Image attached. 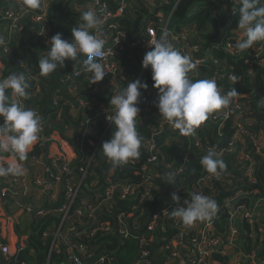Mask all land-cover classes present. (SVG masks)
Returning <instances> with one entry per match:
<instances>
[{
    "label": "trees",
    "instance_id": "obj_1",
    "mask_svg": "<svg viewBox=\"0 0 264 264\" xmlns=\"http://www.w3.org/2000/svg\"><path fill=\"white\" fill-rule=\"evenodd\" d=\"M17 1L21 3L24 11L23 18L20 20L22 31L11 38L7 53L2 54L1 52L0 54L4 67L2 77L6 78L12 73H24L27 76L30 84L28 92H37L32 98L25 101V107L38 110L46 136L50 137L53 132H58L62 138L66 139L65 132L71 129L73 138L70 139L69 144L75 156L74 160L69 162L70 174L62 176V180L58 184L59 198L56 196L55 203L47 204L50 210H42V216L32 218L26 232L17 230L18 235L26 233L27 249L23 253L25 259L29 264H47L48 261L49 264H68V258L64 254H56L52 251L49 255V247L53 240V232L62 218L59 208L64 203L66 180L77 182L80 178L78 168L84 166L87 168L86 175L78 188V197L72 210L78 206L81 199H85L90 206L96 208L95 215H93L96 225L89 223L87 224L88 228H85L84 223L90 222V218L86 216L84 219H79L74 216L65 220L63 229H61L62 234L69 235L72 243L85 248L84 254H79L80 259L88 261V264H93L95 263L94 256L89 255H104L111 259L112 264H133L139 255L138 239L144 236L148 240L144 245V248L149 251L148 257L154 260L153 264H160V259H163V255L168 253L165 248L167 240L175 233L171 224L172 218L169 216L159 220L156 224L157 227L151 230L147 229V222L152 214L161 209L173 188L179 189L183 199L191 200L198 180L207 173L200 164L201 158L209 151L226 149L232 139L234 133L232 117L235 110L231 103L227 109L210 113L208 119L195 130L193 135L183 136L179 131H167L166 134L156 137L155 142L160 145L161 158L157 163L149 164L148 168L156 176L151 181L152 185L160 187L161 191L158 192L152 187V201L142 203L139 202L138 196L136 198H121L120 187L122 185H135L142 182L143 173L138 171L137 174V169L149 157L146 145L152 135L159 130L162 121L156 107L159 96L158 89L152 86L154 82L151 79V68L142 67L143 57L149 50H142L137 46H131V44L136 42L150 26L154 28L159 38L161 28L165 25L168 16L171 15L168 29H173L175 34L186 32L188 45H197L199 48L195 55H204L209 61L197 77L191 78L189 75V78L193 80L215 78L222 94H226L234 87L240 96L238 102L244 105L242 120L246 122L245 129L251 133L252 131L264 133V108L257 106V101L264 97V42L256 43L253 48L248 49L242 55L234 54V44L244 37L242 33H239L241 30L238 29L240 5L236 8L237 16L234 18V24H229L228 0H164L152 2V4L146 0H127L130 3V8L125 9L122 15L111 19L117 26L116 33L120 32L124 35L121 43L125 50L117 52L114 58L120 74L125 77L120 90L135 80L146 83L148 87L140 89L141 95L136 105L140 109L139 116L136 118V128L142 137L141 155L138 159L131 160L133 164L129 161L126 165L113 167L111 162L102 155L100 149L103 142L111 139L115 125L111 126L103 136L104 133L101 131L106 127V124L102 119H99L97 121L98 135L88 138L89 140L83 141L81 145L78 142L89 114L96 111L101 105L106 109H112L109 93L93 91L95 84L90 85V76L82 74L75 80L81 93L75 98H64L63 96L57 106L52 105L53 96L58 95L57 93L63 95L65 87L60 83V79L73 74L75 71H73V67L76 66V63L79 64L83 57L79 61L66 60L64 67L58 66L53 73L46 77L40 75L38 67L39 59L47 54L52 36L60 33L62 39L72 40L71 29L81 22L82 12L92 8V1L45 0L47 15L42 35H38L39 26L33 20L41 12L42 5L38 9L26 12L22 0ZM104 1L108 4L107 11L109 10L115 15L119 0ZM221 1L225 2L222 4ZM75 5L82 12H77L74 9ZM1 6L6 9L13 4L9 0H4ZM211 10H213V14L210 13ZM188 15L190 18L183 22L184 17ZM159 20L162 22L159 23ZM232 25L237 28V31L230 33ZM116 33H108L107 37L115 36ZM227 41L230 44L228 47L225 46ZM259 45H263V50L249 66L246 61ZM105 47H112L111 40L105 41ZM213 61H217V63L214 64ZM233 76L236 78L235 83L232 80ZM78 98H83L91 109L88 106L78 107L75 114H70L75 108L71 109L60 105L62 100L73 103ZM221 111H226L230 117L224 119L220 114ZM58 113L60 116L57 119ZM249 123H254L253 127L249 126ZM169 138L170 140H168ZM240 141L243 144H236L237 148L233 155L219 156L227 167L225 170L218 169L224 179L220 182L213 181L216 186L213 199L218 205V210L213 217L212 227L214 233L219 237L227 232L228 219L222 207L224 198L238 193L240 196L236 206L245 205L246 207L251 206L256 198H264V149L261 153H254L252 144L247 137H242ZM194 142H199L203 152L193 148ZM241 146L255 162L251 178L244 176L239 168L237 155ZM37 153V149H34L32 155ZM3 155L13 156L9 152H0V156ZM186 155L187 162L183 165L182 173L175 176L173 184H168L166 173L180 167ZM82 156H93L95 163H90L87 166L82 160ZM46 162L51 166L50 160H46ZM170 164L172 167L166 168ZM226 179L230 180V185L226 183ZM109 183L117 186V192L113 194L111 200L104 202L100 194ZM118 215L123 217L129 229L131 236L128 239H123L115 234H107L101 230L90 237L94 227L101 228L109 225L114 228ZM132 226H138V229L133 231ZM72 227L75 230L71 232L69 229ZM239 227L242 234L246 235L241 246L237 247V251L241 254V261L247 260L246 256L253 254L258 260V264H264V221H257L254 225L241 221ZM47 229L50 234L44 236L43 233ZM251 232L256 235L255 238H249ZM212 262L230 264L229 260L218 252L212 255ZM0 264L6 263L1 261Z\"/></svg>",
    "mask_w": 264,
    "mask_h": 264
},
{
    "label": "built area",
    "instance_id": "obj_2",
    "mask_svg": "<svg viewBox=\"0 0 264 264\" xmlns=\"http://www.w3.org/2000/svg\"><path fill=\"white\" fill-rule=\"evenodd\" d=\"M92 8H108V4L104 0H91ZM149 3L152 2H162L164 0H146ZM13 4L7 10L0 9V20L4 22L7 27L8 33L11 35L13 33H20L22 31V24L20 20L23 18L24 11L21 3L17 0H9ZM261 3L264 4V0H261ZM239 0H228L229 5V14L231 19L233 20L237 16V6H239ZM42 9L39 14L34 17V22L39 26L38 35H42L45 29V17L47 15V6L45 4V0H41ZM130 8V3L127 0H119V6L116 9L115 15H113L109 10L110 15L107 16L105 22L103 23L101 29L94 34L97 35L98 38L104 39L105 41L111 40L112 47H104V55L100 58H97L99 62H101L105 66L106 72L108 74L103 78L102 82L104 83V88L110 95V99L112 96L117 94L120 90L122 82L125 81V77L120 74V70L118 64L114 60L115 55L119 51H124L125 48L122 45V41L124 35L120 32L116 33L117 26L111 19L116 16H120L123 14L125 9ZM0 23H3L1 22ZM159 23L162 21L159 20ZM167 31L169 34V39L174 44V46L184 55H188L194 63H196L197 67L193 69L189 75L191 78H195L204 68V66L209 63L208 59L203 56H196L195 53L199 51L197 45L189 46L187 41V33L181 32L179 34H175L172 30H169L165 25L161 28V34ZM116 33L115 36L107 37V34ZM158 39L156 35V31L153 27H148L145 30V33L131 46H137L142 50H151L149 47V40ZM68 40V39H66ZM69 41V40H68ZM5 46V44L3 43ZM229 42L227 41L225 46H229ZM3 53H7L8 48L1 49ZM263 50V45H259L253 52L249 55L246 63L250 66L255 58H258L260 52ZM236 55H242L238 53L236 50L233 51ZM214 64L217 61H213ZM75 70V71H74ZM73 74L66 75L60 79V83L67 87L69 85L76 84V79L80 78L82 74L90 73L84 71L83 60L73 67ZM4 79L2 77V73L0 72V80ZM215 79V78H214ZM52 97V103L54 106H57L58 101L61 99L60 94ZM30 99V96H28ZM240 96H236L232 100V104L234 105L235 114L232 117L233 122V136L230 142L228 143V147L226 149H222L221 151H215L218 156L220 155H233L236 150V144L242 145L241 142L242 137H247L252 144L254 149V153H261L264 149V133L261 131H247L245 129V121L242 120L244 116V105L241 102H238ZM61 106L69 107L74 109L72 112L78 110V107L84 108L86 106L91 109L88 103L85 102L83 98L76 99L73 103L67 100H62L60 103ZM222 110V109H221ZM36 112V111H35ZM37 113V112H36ZM113 114L112 109H106L104 106H99L96 111L89 114L84 123V130L80 138H78V142L81 145L83 141H88L90 137H96L98 135L97 131V121L102 119L106 127L101 131L103 132V136L110 130L111 123L107 120V116H111ZM221 116L224 119L230 117L226 111H221ZM161 118V116H160ZM160 128L156 131L152 138L147 143V150L149 152V157L146 162L141 164L138 171L143 173L142 182L135 185H122L120 187V197L121 198H136L138 196L139 202H147L152 201V180L156 177L153 175V171L148 168L149 164L157 163L161 158V154L159 152L160 145L155 142L156 137H160L162 134H166L167 131L176 132L179 130L174 129L166 120L161 118ZM249 126L253 127L254 123H249ZM41 131V130H40ZM102 136V138H103ZM46 139L42 136L39 137L37 141V146L40 149H45ZM93 145V144H92ZM242 147V146H241ZM193 148L196 150L202 151L200 148L199 142H194ZM203 152V151H202ZM201 153V152H200ZM204 154L205 153H201ZM32 160L35 162H40L42 166L43 176L38 180V184L47 186L48 189H52L54 186H58V184L62 180V176H68L70 174L71 168L69 166V161L65 158V154L61 152L58 155L51 156L49 166L47 163L44 164L38 155L31 156ZM94 157L82 156V160L87 164L94 162ZM239 168L242 174L246 177L251 178L254 172L255 162L254 159L244 151V147L238 152L237 155ZM187 162V155L183 158V163L180 167L171 172L175 174V176L182 173L184 168V164ZM133 164V161H130ZM172 164L167 165L166 168H171ZM87 168L82 166L78 168L79 172V180L77 182H73L71 180H66L65 184V195H64V203L59 208V212L62 214V218L60 223L56 226L53 232V240L49 247V252L54 251L56 254H64L68 258V264H88V261L81 260L79 254H84L85 248L79 246V244H74L71 242V239L68 234H62L61 229H63L64 221L70 219L71 217H78L79 219H84L86 216L90 218V222H85L84 226L87 227V224L94 223L96 225V221L93 218L95 215L96 208H93L88 204L85 199H81L79 204L74 210V202L78 197V188L83 183V180L86 175ZM5 176H0L4 178ZM223 175L221 171H218L217 175H213L210 173H205L197 182L194 190L195 193L208 196L213 199L216 193V186L213 181L220 182L222 181ZM11 180V182H10ZM6 182L10 186L7 185L5 187L0 186V199L6 196H9L10 193H14V190L19 188L21 185V180L18 178L10 179ZM229 185L231 184L229 179L225 180ZM10 182V183H8ZM117 192V186L109 183L105 190L100 194V197L104 202L111 200L113 194ZM173 193H176L180 197V203L183 204L185 199L180 196L179 189L173 188L170 191L169 196L163 202L162 207L155 214H152L147 222V229L151 230L156 228V224L159 220L169 217V212L177 205L172 201L171 196ZM239 194L235 193L232 196L226 197L223 199L222 207L224 213L227 216V232L222 237L217 236L212 227L213 217L206 221H197L192 226H185L178 218H172L171 224L174 228V234L167 240L166 250H168L167 254L163 255V259L160 264H215L212 262V255L215 252L221 254L224 258L229 260L230 264H256L255 261H258L254 255H247L246 259L241 261V254L237 251L239 238L242 235L241 229L239 227V223L241 221H246L251 225L257 223L258 218L260 217V212L264 209V198H256L251 206L246 207L245 205L236 206V203L239 198ZM1 202V201H0ZM186 206V205H185ZM72 210V211H71ZM31 214H38L42 216L41 210L38 212L34 210H28ZM138 229V226H132V230L135 231ZM71 232L75 229L72 227L69 229ZM98 230H101L107 234H115L120 236L123 239H128L131 234L129 229L127 228L124 219L121 215L117 216V223L114 228L109 225H105L101 228L94 227L92 232L90 233V237L93 236ZM44 236L50 234V231L47 229L44 233ZM256 235L251 232L249 234V238H255ZM60 238V242L58 243V239ZM139 252L138 258L135 260L133 264H153L154 260L149 258V251L144 248V245L147 243V239L144 236H141L139 239ZM163 241L165 239H162ZM23 244L20 243L19 246L15 248V252L13 255H10L9 248L6 243H3V239L0 236V263L3 260L4 263L10 264L16 261L17 256L24 252ZM94 256L95 263L93 264H112L111 259L108 256L104 255H89ZM25 264V263H22Z\"/></svg>",
    "mask_w": 264,
    "mask_h": 264
},
{
    "label": "clouds",
    "instance_id": "obj_3",
    "mask_svg": "<svg viewBox=\"0 0 264 264\" xmlns=\"http://www.w3.org/2000/svg\"><path fill=\"white\" fill-rule=\"evenodd\" d=\"M3 1L0 0V9L10 8V6L3 8L1 6ZM22 3L26 12L41 7V0H22ZM239 3L238 29L242 31L244 38L236 42L234 48L238 53L244 54L256 43L264 42V4L261 0H239ZM108 15L110 13L105 8H89L80 15L81 22L71 29L73 37L71 41L62 39L60 33L52 36L46 56L38 61L40 75L46 77L58 66L64 67L66 60L79 61L83 57L84 71L91 74L90 85L102 81L108 72L97 58L104 55L105 40L98 38L93 30L98 32ZM170 17L171 15L167 28ZM233 22L234 19L230 17L229 24ZM234 27L232 25L230 33H233ZM3 43V39H0V45ZM148 43L151 50L144 55L142 67L151 68V79L154 82L152 86L158 89L159 96L156 107L161 118L174 129L179 130L181 135H193L195 130L208 119L210 113L227 109L233 98L238 96L234 87L226 94H222L215 79H190L189 73L197 65L188 55L182 54L174 46L167 31L158 39L149 40ZM232 80L236 82L235 76ZM147 87L146 83L135 80L129 82L110 99L113 114L108 115L107 120L112 126L115 125V131L112 132L110 140L103 142L100 151L113 167L126 165L141 155L142 137L136 128V118L140 109L136 105L141 95L140 89ZM29 88L30 84L24 73H12L0 80V117L3 118V123L0 124V152H10L19 161L27 158L29 150L34 145L38 153L33 155L39 156L45 153L51 143V136H46L44 133L45 129L38 110L26 108L21 102L23 99H29L28 96L32 98L37 92H28ZM52 105L54 106L53 103ZM257 106L264 108V97L257 101ZM40 136L46 139L45 149L37 146ZM200 164L213 175L218 174V169L225 170L227 167L215 151H209L203 156ZM23 171L19 165L11 164L0 167V176H19ZM166 181L168 184H173L175 174L166 173ZM171 199L177 206L168 211L170 218H178L185 226H192L197 221L209 220L218 210L214 199L197 193L191 195L190 201L184 200L182 205L176 193L172 194ZM22 262L29 264L24 258L14 264Z\"/></svg>",
    "mask_w": 264,
    "mask_h": 264
},
{
    "label": "crops",
    "instance_id": "obj_4",
    "mask_svg": "<svg viewBox=\"0 0 264 264\" xmlns=\"http://www.w3.org/2000/svg\"><path fill=\"white\" fill-rule=\"evenodd\" d=\"M225 1H221L223 4ZM152 4V3H151ZM77 12L78 7L75 5L74 8ZM213 14V10L210 12ZM170 16V15H169ZM169 16L166 20V26L168 23ZM165 21V20H164ZM242 33V32H239ZM19 33L9 34L7 31V27L4 23H0V39H3L6 48L9 47V42L11 38ZM5 46L0 45V54L2 52L1 49H5ZM2 54H4L2 52ZM3 65L1 63L0 57V72H3ZM104 83L102 81L97 82L94 85L93 91L95 92H104L106 91L104 88ZM81 93L80 88L77 84L69 85L63 89V95L60 94V97H72L75 98ZM11 93L9 92V95ZM69 95V96H68ZM25 101L28 99H23L21 102L25 105ZM70 114H75L71 112ZM60 113L57 114V119L59 118ZM3 123V118L0 117V124ZM65 138H62L58 132H53L50 137V145L45 150L44 154L39 155L41 161L46 164V160H50L51 156L58 155L61 152L65 154V158L70 162L74 160L75 156L71 145L69 144L70 139L73 138V131L68 129L65 132ZM170 140V138L168 139ZM35 145L29 150L27 154V158L24 161H19L13 156L3 155L0 156V167H7L11 164H17L22 167L23 174L19 176L8 175L4 178L0 179V186L5 187L8 184L6 182L10 179L18 178L21 180V185L19 188L14 190V193H10L9 196L3 197L0 199V236L3 239V243H6L9 248L10 255H13L15 252V248L21 244H23L24 251L27 249V237L26 233L21 235L17 234V230L23 232L28 226V223L32 220V218H39L38 214H31L28 210H34L38 212V210H46L49 211V207L47 204L55 203L54 200L59 198V188L58 186H54L52 189H48L47 186L38 184V180L42 178V164L38 161L32 160L31 156L34 151ZM5 153V152H2ZM10 153V152H9ZM11 182V180H10ZM8 182V183H10ZM9 186V185H8ZM152 187L158 192L161 191L160 187L153 186ZM10 188V186H9ZM57 196V197H56ZM36 215V216H34ZM257 221H264V209L260 212V217ZM23 258L25 259L24 255ZM26 260V259H25ZM3 262V260H1ZM28 261V260H26ZM14 263L17 262L13 261ZM24 263V262H22ZM20 263V264H22Z\"/></svg>",
    "mask_w": 264,
    "mask_h": 264
},
{
    "label": "water",
    "instance_id": "obj_5",
    "mask_svg": "<svg viewBox=\"0 0 264 264\" xmlns=\"http://www.w3.org/2000/svg\"><path fill=\"white\" fill-rule=\"evenodd\" d=\"M246 237V235L245 234H242L241 236H240V238H239V242H238V246H240L241 245V243H242V241H243V239ZM17 260L18 261H22L23 260V258L21 257V253L17 256ZM256 262V264H258L259 262L258 261H255ZM264 263V262H263Z\"/></svg>",
    "mask_w": 264,
    "mask_h": 264
},
{
    "label": "rangeland",
    "instance_id": "obj_6",
    "mask_svg": "<svg viewBox=\"0 0 264 264\" xmlns=\"http://www.w3.org/2000/svg\"><path fill=\"white\" fill-rule=\"evenodd\" d=\"M188 19H189V15L186 16V17H184V19H183L182 21H183V22H186ZM232 31H233V32H236V31H237V28L234 27V28L232 29ZM241 32H242V31H241ZM242 36H243V34H242Z\"/></svg>",
    "mask_w": 264,
    "mask_h": 264
}]
</instances>
